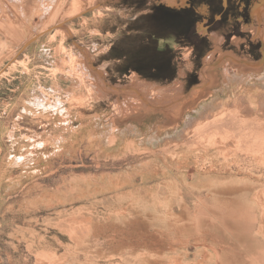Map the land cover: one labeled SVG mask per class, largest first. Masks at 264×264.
<instances>
[{
	"label": "rangeland",
	"instance_id": "obj_1",
	"mask_svg": "<svg viewBox=\"0 0 264 264\" xmlns=\"http://www.w3.org/2000/svg\"><path fill=\"white\" fill-rule=\"evenodd\" d=\"M117 1L0 0V264H264V68L245 60L264 5L229 21L231 50L206 59L212 90L195 107L154 106L142 80L89 77ZM36 96L68 110L29 109Z\"/></svg>",
	"mask_w": 264,
	"mask_h": 264
},
{
	"label": "crops",
	"instance_id": "obj_2",
	"mask_svg": "<svg viewBox=\"0 0 264 264\" xmlns=\"http://www.w3.org/2000/svg\"><path fill=\"white\" fill-rule=\"evenodd\" d=\"M123 1L118 0L116 5L120 6ZM169 1L128 0L124 6V11L117 7L115 14H111L114 16L111 20H103L106 25L110 23L115 26L116 24L117 30L110 32L101 30L112 38V42L100 54L102 61H97L95 67L106 76V80L95 69L93 74L89 76L95 87L102 90L101 87H104V82L111 87H129L137 80H142L151 90H157L161 95L159 100L150 97L149 102L154 106H158L162 100H171L176 97V100H172L182 102L183 99H186L190 104H194L192 107H195L198 102L200 86L203 87L204 92H211L209 91L210 87H205L203 82L201 84L199 82L202 80L201 72L206 66V59L213 58V64L217 58L219 59L220 52L215 51L216 47L221 48L224 52L231 50L228 42L233 38L229 37L231 33L230 30L228 31L229 21L234 19L233 21L238 22V20L235 19V15L229 16L228 7L233 3L238 6V15L244 14L245 8L248 7L249 17L253 7L257 16L261 11L260 7L264 5V0H253L250 4H247V0H186L184 5H180L182 0H171L174 4L169 3ZM218 8L221 9L219 15H216ZM256 8L260 11H257ZM127 11L128 14H126ZM211 16L213 18L209 20ZM227 17L228 23L225 27L222 29L214 28L212 25L214 21H223ZM247 23L249 24V22L244 21V25ZM204 28L206 29L205 32L202 31ZM212 37L217 38V44L212 42ZM259 41H256L259 45V54L249 53L245 55V60L248 63L255 64V66L248 68L250 74H257L261 65L260 69L264 68V42ZM252 47H255V50L257 48L250 45V50ZM218 48L217 50H219ZM195 64L198 65L196 68ZM230 64V60H224L221 65L212 70L217 75V84L221 85V79L224 81L225 76L228 77L226 70L230 69ZM209 69L208 67L206 71L210 73L211 70ZM215 85L216 83L208 84L213 88ZM18 90H20L19 86L11 91L17 93ZM183 91L185 92L184 96ZM34 93L38 94V90L32 92V95ZM0 94L2 95V92ZM12 96L18 100V104L23 101V94H18V98L17 94ZM31 99L35 100L27 103L29 109L47 112L52 108L47 96H36L31 97ZM2 100L0 99V101ZM5 101L4 99L3 102L5 103ZM58 108L55 110L58 111L62 108L68 110L66 104ZM25 109L27 108H22L20 115L16 116L17 121L23 118V112L28 114L29 110ZM51 110L56 112L54 107ZM60 111L64 112V110ZM6 113L7 111H5ZM29 114L32 115L34 112Z\"/></svg>",
	"mask_w": 264,
	"mask_h": 264
},
{
	"label": "flooded vegetation",
	"instance_id": "obj_3",
	"mask_svg": "<svg viewBox=\"0 0 264 264\" xmlns=\"http://www.w3.org/2000/svg\"><path fill=\"white\" fill-rule=\"evenodd\" d=\"M234 6H236L234 3L231 5V6H229L228 7V9L230 10V9H232V7H234ZM238 7V6H237ZM230 14H229V16L232 14V15H235V14H237L238 15V9H237V11H233V12H229ZM228 16V17H229ZM228 17H227V19H228ZM211 18H213L212 16L209 18V20L211 19Z\"/></svg>",
	"mask_w": 264,
	"mask_h": 264
},
{
	"label": "bare ground",
	"instance_id": "obj_4",
	"mask_svg": "<svg viewBox=\"0 0 264 264\" xmlns=\"http://www.w3.org/2000/svg\"><path fill=\"white\" fill-rule=\"evenodd\" d=\"M32 41H30L27 45H29ZM26 47V46H25Z\"/></svg>",
	"mask_w": 264,
	"mask_h": 264
}]
</instances>
